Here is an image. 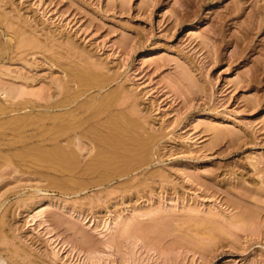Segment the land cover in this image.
<instances>
[{
  "label": "rangeland",
  "instance_id": "obj_1",
  "mask_svg": "<svg viewBox=\"0 0 264 264\" xmlns=\"http://www.w3.org/2000/svg\"><path fill=\"white\" fill-rule=\"evenodd\" d=\"M0 264H264V0H0Z\"/></svg>",
  "mask_w": 264,
  "mask_h": 264
},
{
  "label": "bare ground",
  "instance_id": "obj_2",
  "mask_svg": "<svg viewBox=\"0 0 264 264\" xmlns=\"http://www.w3.org/2000/svg\"><path fill=\"white\" fill-rule=\"evenodd\" d=\"M84 78V77H83ZM81 79V78H80ZM86 81H87V79H86ZM98 81H101V80H98ZM97 81V82H98ZM105 83V82H104ZM93 84V83H92ZM92 84H90L91 86H93ZM65 85V84H64ZM91 86H89V87H91ZM99 86V85H98ZM60 87V86H59ZM85 87H86V85H85ZM87 87H88V84H87ZM95 87V86H94ZM103 87V86H102ZM67 88V87H66ZM100 88V87H99ZM8 89V88H7ZM12 89V88H11ZM11 89H10V93H11ZM61 89V88H60ZM9 91V90H8ZM7 91V92H8ZM20 91V90H19ZM68 91V90H67ZM66 91V92H67ZM5 92V91H4ZM14 92H16V91H14ZM13 92V93H14ZM6 93V92H5ZM10 93L8 94V95H10ZM13 93H11V94H13ZM19 93V92H18ZM82 93V92H81ZM2 94H4V93H2ZM7 94V93H6ZM68 94V93H67ZM3 96V95H2ZM6 97H7V95H5ZM12 96V95H11ZM10 96V97H11ZM17 96H19V94H17ZM104 104V103H103ZM27 116V115H26ZM24 117V116H23ZM41 118V117H40ZM90 118H92V116L90 115ZM96 118V117H95ZM87 119H88V117H87ZM28 120V119H27ZM43 120V119H42ZM45 120V119H44ZM88 122V121H87ZM18 123V122H17ZM14 124V123H13ZM31 125V124H30ZM75 125V124H74ZM82 126V125H81ZM71 127H73V126H71ZM71 127H70V129H71ZM76 127V126H75ZM74 127V128H75ZM79 128V127H78ZM78 128H77V130H78ZM62 129V128H61ZM68 130V129H67ZM72 130V129H71ZM75 130V129H74ZM94 130V129H93ZM12 131V130H11ZM52 130H50V132H51ZM95 131H97L96 129H95ZM107 131V130H106ZM121 131H123L124 132V129L123 130H121ZM125 132H126V130H125ZM47 133V132H46ZM65 133V132H64ZM91 133V132H90ZM93 133V132H92ZM57 134V133H56ZM63 134V133H62ZM126 134V133H125ZM43 135V134H42ZM82 135V134H81ZM91 135V134H90ZM93 135V134H92ZM91 135V136H92ZM97 135V134H96ZM112 135V134H111ZM44 136V135H43ZM83 136V135H82ZM75 137H77V135L75 136ZM84 137V136H83ZM43 138V137H42ZM96 138H98V135H97V137ZM56 139V138H55ZM86 139V138H85ZM74 140V139H73ZM77 140V139H76ZM79 140V139H78ZM77 140V141H78ZM98 141H100L104 146H109L108 148H113V147H115L114 149H116V146H117V148L119 147V145H120V148L123 150V154H125L124 156H122V155H117L116 154V158L117 159H119L121 156L122 157H124V159H130L131 158V153H132V149H129V148H126V145H125V143L126 142H124V143H122V141L121 142H117V143H115V141H113L111 138H102V136H101V138L100 139H97ZM70 141H72L71 139H70ZM125 141V140H124ZM133 141V140H132ZM69 142V141H68ZM79 142V141H78ZM85 142V141H84ZM83 142V143H84ZM70 143V142H69ZM72 143V142H71ZM75 143H77V142H75ZM82 143V142H81ZM121 143V144H120ZM144 144V143H143ZM77 145V144H76ZM80 146H82V145H80ZM92 146V145H91ZM56 147V146H55ZM63 147V146H62ZM145 147H146V145H145ZM119 148V149H120ZM144 148V147H143ZM142 148V149H143ZM67 149V148H66ZM73 149V148H72ZM120 149V150H121ZM79 150V149H78ZM103 150V149H102ZM117 150V149H116ZM119 150V151H120ZM121 150V151H122ZM139 150H141V149H139ZM57 151V150H56ZM60 151V150H59ZM62 151V150H61ZM72 151V150H71ZM134 151V150H133ZM45 152H46V150H45ZM45 152L44 151H42V153H44L45 154ZM48 152V151H47ZM46 152V153H47ZM58 152V151H57ZM74 153H75V151H73ZM107 152V151H106ZM101 153V154H99V156H98V158H97V161H96V164H94V166H93V168L95 169H99V168H103V169H109V166L111 167V164L114 162V158L115 157H111L110 155H109V152H107V153ZM135 152V151H134ZM137 152V151H136ZM142 152V151H141ZM59 153V152H58ZM88 153H90V151L88 152ZM111 153V152H110ZM143 153H146L145 151L143 152ZM71 154H72V152H71ZM98 154V153H97ZM47 155V154H46ZM68 155V154H67ZM139 155V154H138ZM141 156H142V154H140ZM49 156V155H48ZM52 156V155H51ZM145 156L147 157V155L145 154ZM75 157V156H74ZM77 157V156H76ZM119 157V158H118ZM53 158V157H52ZM58 158L59 157H57V159L56 160H58ZM66 158V157H65ZM96 158V157H95ZM140 158V157H139ZM139 158H137L136 157V155H134V158L132 157V159L131 160H136V159H138L139 160ZM55 159V158H54ZM62 157H61V161H59V162H63L64 163V166L66 165V164H68V163H66V162H68V161H70L71 162V158H68L67 157V159H69L68 161H62ZM123 159V158H122ZM143 159V158H142ZM73 160V159H72ZM74 160H75V158H74ZM120 160V159H119ZM141 160V159H140ZM140 160H139V162H140ZM144 160H145V158H144ZM143 160V161H144ZM83 161V160H82ZM117 161V160H116ZM92 162V161H91ZM128 162H130V160L128 161ZM137 162V161H136ZM72 163V162H71ZM78 163H80V162H78ZM118 163H120V162H118ZM53 164V163H52ZM77 164V163H76ZM113 164H116V162L115 163H113ZM128 164H130V163H128ZM80 165V164H79ZM67 166L68 165H66L65 167H63L62 165H61V167H63V168H67ZM71 166H72V164H71ZM71 166H70V168H71ZM75 167L77 166V165H74ZM88 166V165H87ZM74 167V168H75ZM79 167V166H78ZM67 169H69V168H67ZM73 169V168H72ZM71 169V170H72ZM77 169V168H76ZM91 169V168H90ZM73 171V170H72ZM71 171V172H72ZM87 172V171H86ZM123 172V171H122ZM88 173V172H87ZM123 173H125V172H123ZM60 174V173H59ZM86 174V173H85ZM76 185V184H75Z\"/></svg>",
  "mask_w": 264,
  "mask_h": 264
}]
</instances>
